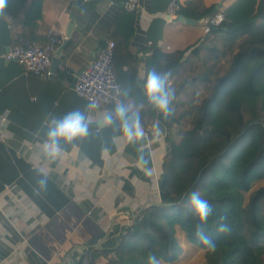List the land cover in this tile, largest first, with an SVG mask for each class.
Listing matches in <instances>:
<instances>
[{
    "label": "crops",
    "instance_id": "1",
    "mask_svg": "<svg viewBox=\"0 0 264 264\" xmlns=\"http://www.w3.org/2000/svg\"><path fill=\"white\" fill-rule=\"evenodd\" d=\"M170 1L140 0L128 25L133 27L130 43L116 56L117 73H131L135 67L143 77L155 50L173 53L205 38L203 24L181 21V15L169 20ZM235 1L204 4L224 10ZM124 13V0H43L42 17L30 29L32 40L45 44L47 31L59 26L64 35L58 49L66 44L50 77L5 61L3 55L19 33L10 19L0 17V264H76L84 257L107 264L144 208L164 201L167 144L156 127L157 110L133 97L122 102L140 117L142 136L130 141L119 119L104 125V116L116 105L88 111L90 103L72 87L75 74L122 31L114 22ZM140 88L144 92L141 83ZM75 109L86 112L90 134L71 144L62 141V151L55 158L47 156L51 119ZM141 155L146 165L139 162ZM41 176L47 177L45 189L37 184Z\"/></svg>",
    "mask_w": 264,
    "mask_h": 264
},
{
    "label": "trees",
    "instance_id": "2",
    "mask_svg": "<svg viewBox=\"0 0 264 264\" xmlns=\"http://www.w3.org/2000/svg\"><path fill=\"white\" fill-rule=\"evenodd\" d=\"M42 5L43 0H8L0 17L10 19L19 33L12 47L34 43L30 29L41 19ZM220 11L225 20L203 40L173 53L155 50L143 77L135 67L117 73L115 64L120 48L132 38L128 25L135 12L119 14L114 22L122 30L111 40L121 103L131 97L148 103L140 83L144 87L153 69L168 75L166 86L174 96L162 161L164 201L144 208L107 264H148L150 252L161 262L176 260L183 252L176 227L206 251L207 264H264V186L254 187L264 179V0H236L224 10L188 0L179 15L198 21ZM228 55L232 60L226 69L218 59ZM197 84L202 93L193 90ZM194 189L213 207L205 227L215 251L196 239L198 222L187 210V193ZM219 216L227 217L230 231H215Z\"/></svg>",
    "mask_w": 264,
    "mask_h": 264
},
{
    "label": "clouds",
    "instance_id": "3",
    "mask_svg": "<svg viewBox=\"0 0 264 264\" xmlns=\"http://www.w3.org/2000/svg\"><path fill=\"white\" fill-rule=\"evenodd\" d=\"M8 6V0H0V16L5 12ZM167 74H160L157 71L149 70L144 82V93L148 103L165 117L171 114L170 104L172 102L174 91L167 87ZM127 95V92L124 93ZM96 107L95 104H89L87 110L90 111ZM114 117L119 119L120 130L131 141L142 136L140 128V117L138 113H130L129 108L123 103L116 105L114 112H109L104 116V125L108 126L114 123ZM89 119L85 111L75 109L68 112L61 118L53 117L49 123L47 139L44 144V152L47 156L55 158L61 151L64 144H71L77 139L87 137L89 133ZM139 162L146 165L147 161L141 155ZM37 184L41 189L47 187V177L41 176L37 179ZM187 210L193 215L198 224L195 235L199 243L215 251L216 243L212 236L208 234L206 225L213 214L212 205L201 197L198 190H192L187 193ZM226 216H219L217 219L215 231L225 233L230 231V226L226 223ZM148 264H162L161 259L154 252L148 255Z\"/></svg>",
    "mask_w": 264,
    "mask_h": 264
},
{
    "label": "built area",
    "instance_id": "4",
    "mask_svg": "<svg viewBox=\"0 0 264 264\" xmlns=\"http://www.w3.org/2000/svg\"><path fill=\"white\" fill-rule=\"evenodd\" d=\"M183 6L182 0H171L166 11L169 20L178 18ZM124 8L128 12H136L140 8V0H124ZM225 15L222 11L205 19L203 29L206 34L212 27L223 23ZM64 33L59 26H53L47 31L44 45L23 43L11 47L4 53L7 62H16L26 73L36 76H52L51 63ZM115 43L108 41L97 53L96 57L87 64L78 77L74 88L76 94L96 106H115L121 103L122 87L117 80L114 70ZM76 264H93L88 257L82 258Z\"/></svg>",
    "mask_w": 264,
    "mask_h": 264
},
{
    "label": "rangeland",
    "instance_id": "5",
    "mask_svg": "<svg viewBox=\"0 0 264 264\" xmlns=\"http://www.w3.org/2000/svg\"><path fill=\"white\" fill-rule=\"evenodd\" d=\"M221 45V44H219ZM223 46V45H221ZM235 51V50H234ZM232 60V55L224 56L223 58H219L218 61L220 64L225 65L227 69ZM193 90H197L199 93H202V87L197 84V86H193ZM185 128L189 127V125L184 126ZM179 141L178 138H176ZM264 186V179L260 180L257 184H255V188ZM176 238L180 245L183 248L182 254L171 262H162V264H207L206 260V251L194 243H192L187 237L186 234L180 230V228L176 227Z\"/></svg>",
    "mask_w": 264,
    "mask_h": 264
},
{
    "label": "water",
    "instance_id": "6",
    "mask_svg": "<svg viewBox=\"0 0 264 264\" xmlns=\"http://www.w3.org/2000/svg\"><path fill=\"white\" fill-rule=\"evenodd\" d=\"M180 20L184 21L186 23H190V24H203L205 22V18H203L201 20H198V21H194L192 19H187L184 16H181ZM73 27H74V25L71 24L69 29H68V32H67V37H70L72 35ZM65 46H66V44L63 45L62 47H60L59 49H57L55 55L52 58L51 70L53 69V72H55L56 68L61 63L60 56H61L62 51L64 50ZM82 71H79V72H77L75 74V77H74V80H73V83H72V87L75 88L77 80H78V77L80 76ZM157 112H158V116H157L156 127L160 131V133L165 137L166 136V132H167V126L169 124V119H168V116L165 117L164 114L159 112L158 110H157Z\"/></svg>",
    "mask_w": 264,
    "mask_h": 264
}]
</instances>
